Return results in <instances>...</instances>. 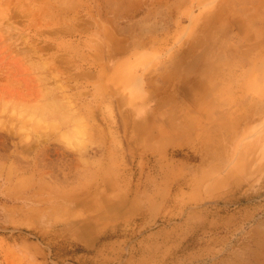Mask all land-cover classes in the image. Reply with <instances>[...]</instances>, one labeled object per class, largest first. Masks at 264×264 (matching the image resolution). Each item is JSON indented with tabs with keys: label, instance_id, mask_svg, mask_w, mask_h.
Masks as SVG:
<instances>
[{
	"label": "rangeland",
	"instance_id": "rangeland-1",
	"mask_svg": "<svg viewBox=\"0 0 264 264\" xmlns=\"http://www.w3.org/2000/svg\"><path fill=\"white\" fill-rule=\"evenodd\" d=\"M0 264H264V0H0Z\"/></svg>",
	"mask_w": 264,
	"mask_h": 264
},
{
	"label": "bare ground",
	"instance_id": "bare-ground-1",
	"mask_svg": "<svg viewBox=\"0 0 264 264\" xmlns=\"http://www.w3.org/2000/svg\"><path fill=\"white\" fill-rule=\"evenodd\" d=\"M72 123V122H71ZM86 128V127H85ZM82 129V128H81Z\"/></svg>",
	"mask_w": 264,
	"mask_h": 264
}]
</instances>
